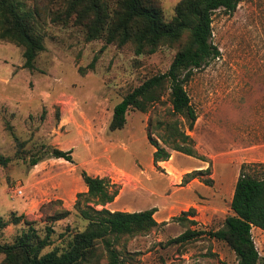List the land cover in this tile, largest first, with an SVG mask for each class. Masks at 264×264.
Here are the masks:
<instances>
[{
  "label": "rangeland",
  "instance_id": "rangeland-1",
  "mask_svg": "<svg viewBox=\"0 0 264 264\" xmlns=\"http://www.w3.org/2000/svg\"><path fill=\"white\" fill-rule=\"evenodd\" d=\"M66 1L37 0L45 51L34 71L23 68V48L0 41V156L12 159L0 168V221L9 223L0 228V244H13L26 228L11 224L14 216L25 215L43 234L48 216L73 211L77 195L87 191L81 176L86 171L116 185L119 195L107 206L111 211L156 208V220L166 222L149 235L122 238L117 248L122 264H238L224 242L209 237L187 244L171 241L189 228H223L232 215L242 166L264 163V0H243L234 15L215 13L213 43L221 56L196 71L187 86L198 115L190 134L204 160L171 151L170 160L158 167L148 127L179 119L172 114L169 93L148 113L130 111L123 130L111 132L109 126L116 105L146 80L166 73L184 41L142 56L132 44L88 41L84 26L54 18ZM181 1L158 0L166 22ZM17 2L25 11L36 5V0ZM153 134L159 139L162 133ZM53 148L73 151V163L48 158L30 166L31 155ZM207 169L201 179L186 177ZM208 180L211 185L204 183ZM192 208L195 217L189 219L197 224L173 221ZM54 226L58 237L68 227L86 224L73 212ZM3 259L0 255V263Z\"/></svg>",
  "mask_w": 264,
  "mask_h": 264
},
{
  "label": "trees",
  "instance_id": "trees-1",
  "mask_svg": "<svg viewBox=\"0 0 264 264\" xmlns=\"http://www.w3.org/2000/svg\"><path fill=\"white\" fill-rule=\"evenodd\" d=\"M242 1L182 0L175 8L173 19L166 22L158 0H67L65 10L56 13L54 18L84 26L88 41L102 39L107 45L118 47L132 44L137 56L153 55L162 46L184 41L166 73L146 80L116 105L109 126L111 132L123 130L130 111L148 113L169 93L172 114L181 121L149 124L148 139L155 149L153 163L158 167L170 160L171 151L204 160L199 157L190 134L198 115L187 86L196 71L221 56L213 43L215 13L224 11L227 15H234ZM23 7L17 0H0V41L23 48V68L34 71L38 56L45 51L44 35L37 26V23L42 24L43 9L37 0L32 9L25 11ZM154 130L162 133L159 139L154 137ZM15 141L21 144L16 137ZM72 154L73 151L58 148L40 149L31 155L29 164L35 167L48 158L73 163ZM11 161L0 156V168L8 167ZM204 172L210 170L194 171L186 177L201 179ZM81 176L87 191L77 195L73 211L63 209L48 216L43 234L25 215L13 217L11 224L23 223L26 228L13 244H0V255L4 256L0 264H100L104 259L108 264H122L117 249L122 238L146 236L166 224L156 220V208L140 212L111 211L107 206L119 195L116 185L86 171H82ZM204 183L211 185L212 180ZM52 204L44 205L43 210ZM231 210L232 215L226 218L223 228L217 231L189 228L171 242L187 244L209 237L224 242L235 253L238 264H264L252 233L253 228L264 231V163L242 166ZM73 212L86 226L82 229L68 227L56 237L54 224L68 219ZM195 213L192 208L174 217L173 221L195 225L197 223L189 219L195 217ZM8 225V222L0 221V228Z\"/></svg>",
  "mask_w": 264,
  "mask_h": 264
},
{
  "label": "crops",
  "instance_id": "crops-1",
  "mask_svg": "<svg viewBox=\"0 0 264 264\" xmlns=\"http://www.w3.org/2000/svg\"><path fill=\"white\" fill-rule=\"evenodd\" d=\"M155 151V150H154ZM156 218V217H155ZM253 234H256L257 240L259 242V245L262 247L263 253H264V231H262L259 228H253L252 230ZM261 256V255H260ZM264 258V257H263Z\"/></svg>",
  "mask_w": 264,
  "mask_h": 264
},
{
  "label": "built area",
  "instance_id": "built-area-1",
  "mask_svg": "<svg viewBox=\"0 0 264 264\" xmlns=\"http://www.w3.org/2000/svg\"><path fill=\"white\" fill-rule=\"evenodd\" d=\"M17 192H18V194H20V195L22 194V191H21V190H19V191H17Z\"/></svg>",
  "mask_w": 264,
  "mask_h": 264
}]
</instances>
